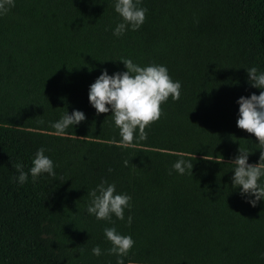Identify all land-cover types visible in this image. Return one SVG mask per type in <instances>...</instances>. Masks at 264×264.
<instances>
[{
    "label": "trees",
    "instance_id": "trees-1",
    "mask_svg": "<svg viewBox=\"0 0 264 264\" xmlns=\"http://www.w3.org/2000/svg\"><path fill=\"white\" fill-rule=\"evenodd\" d=\"M116 2L14 0L0 14V264H117L112 227L135 242L124 264H264V200L253 207L232 186L239 148L260 161L237 101L264 91L247 74L264 72V0H140L145 22L119 37ZM122 58L165 66L181 84L147 139L137 129L127 146L111 111L89 102L104 70L127 71ZM76 110L86 119L57 135L52 124ZM40 148L56 175L33 181ZM181 158L192 174L173 169ZM102 181L131 196L124 220L87 212Z\"/></svg>",
    "mask_w": 264,
    "mask_h": 264
},
{
    "label": "clouds",
    "instance_id": "clouds-1",
    "mask_svg": "<svg viewBox=\"0 0 264 264\" xmlns=\"http://www.w3.org/2000/svg\"><path fill=\"white\" fill-rule=\"evenodd\" d=\"M140 0H117L115 11L123 18L113 31V35L122 36L130 26L135 31L145 22L147 9L139 7ZM14 6V0H0V14H6ZM127 71L109 75L104 70L98 79L90 86L89 102L96 109L97 114H106L111 111L115 125L120 129L121 143L131 145L134 139H147L145 129L158 121L162 115L161 105L169 97L177 101L180 99L181 84L173 81L165 66L150 65L141 67L131 59H121ZM249 83L252 87L264 89V72H259L256 67L247 69ZM239 119L237 126L249 134L255 136L261 146L260 161L252 165L248 163L249 152L239 148L237 158L232 161L236 167L232 178V186L239 187L242 195L253 196L248 202L255 207L258 201L264 200V186L258 183L264 177V91L259 95L252 94L250 98L240 97ZM110 106V107H109ZM86 119L85 114L79 110L71 115L67 112L52 127L56 134L63 136L66 130L78 125ZM43 123V121H41ZM45 149L40 148L33 160L30 169L33 181L43 173L55 176L53 161L45 154ZM128 161H125L127 166ZM193 163L191 159L181 158L177 160L173 169L179 174H185L186 170L192 174ZM19 173L18 182L23 184L28 179V173L23 171V165H15ZM111 171V169H109ZM171 174V172L169 173ZM90 204L87 212L95 215L98 220H111L112 214L118 219L124 220V210L130 208L131 196L116 193V185L102 181L95 189L89 192ZM132 217H128L131 224ZM106 238L112 247L108 254L118 257L117 264H124L126 257L134 245L132 237L121 235L116 228L104 229ZM93 255L102 254L99 246L92 249Z\"/></svg>",
    "mask_w": 264,
    "mask_h": 264
}]
</instances>
